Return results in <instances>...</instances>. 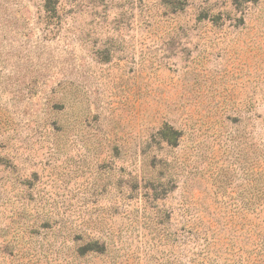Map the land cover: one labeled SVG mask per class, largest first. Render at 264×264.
<instances>
[{
  "label": "rangeland",
  "instance_id": "rangeland-1",
  "mask_svg": "<svg viewBox=\"0 0 264 264\" xmlns=\"http://www.w3.org/2000/svg\"><path fill=\"white\" fill-rule=\"evenodd\" d=\"M0 264H264V0H0Z\"/></svg>",
  "mask_w": 264,
  "mask_h": 264
}]
</instances>
